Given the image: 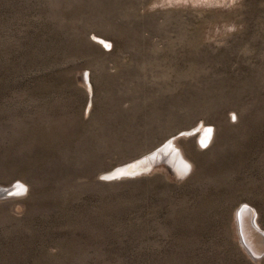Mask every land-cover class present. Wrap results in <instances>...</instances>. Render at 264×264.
Here are the masks:
<instances>
[{
	"label": "rangeland",
	"instance_id": "obj_1",
	"mask_svg": "<svg viewBox=\"0 0 264 264\" xmlns=\"http://www.w3.org/2000/svg\"><path fill=\"white\" fill-rule=\"evenodd\" d=\"M241 203L264 228V0H0V264H264Z\"/></svg>",
	"mask_w": 264,
	"mask_h": 264
},
{
	"label": "bare ground",
	"instance_id": "obj_2",
	"mask_svg": "<svg viewBox=\"0 0 264 264\" xmlns=\"http://www.w3.org/2000/svg\"><path fill=\"white\" fill-rule=\"evenodd\" d=\"M203 134L204 136H208L209 131ZM178 152L179 150L177 149L173 141H169L159 149H156V151H154L152 154H150L149 158H151L152 160L158 159L162 156L168 158L169 154H179ZM3 192L6 194V191ZM238 211V218L236 217L237 219H235V224L237 229V236L242 243L243 249L252 259H260L264 257V228L258 221V218L256 219L257 221H255L251 206L248 207L246 203H241L238 207Z\"/></svg>",
	"mask_w": 264,
	"mask_h": 264
},
{
	"label": "snow or ice",
	"instance_id": "obj_3",
	"mask_svg": "<svg viewBox=\"0 0 264 264\" xmlns=\"http://www.w3.org/2000/svg\"><path fill=\"white\" fill-rule=\"evenodd\" d=\"M233 119H235V116L233 117ZM209 133H211V129H209ZM204 146H205V147L207 146V141H205ZM187 171H188V168H187V166H186V167H185V174L187 173Z\"/></svg>",
	"mask_w": 264,
	"mask_h": 264
},
{
	"label": "clouds",
	"instance_id": "obj_4",
	"mask_svg": "<svg viewBox=\"0 0 264 264\" xmlns=\"http://www.w3.org/2000/svg\"><path fill=\"white\" fill-rule=\"evenodd\" d=\"M230 31H235V27H232L229 29Z\"/></svg>",
	"mask_w": 264,
	"mask_h": 264
},
{
	"label": "water",
	"instance_id": "obj_5",
	"mask_svg": "<svg viewBox=\"0 0 264 264\" xmlns=\"http://www.w3.org/2000/svg\"><path fill=\"white\" fill-rule=\"evenodd\" d=\"M251 221H252V220H251ZM263 254H264V253H263ZM261 256H262V255H261ZM261 256H260V257H261Z\"/></svg>",
	"mask_w": 264,
	"mask_h": 264
}]
</instances>
